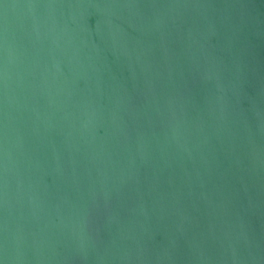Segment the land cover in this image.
I'll return each instance as SVG.
<instances>
[{
  "label": "water",
  "instance_id": "1",
  "mask_svg": "<svg viewBox=\"0 0 264 264\" xmlns=\"http://www.w3.org/2000/svg\"><path fill=\"white\" fill-rule=\"evenodd\" d=\"M0 264H264V0H0Z\"/></svg>",
  "mask_w": 264,
  "mask_h": 264
}]
</instances>
